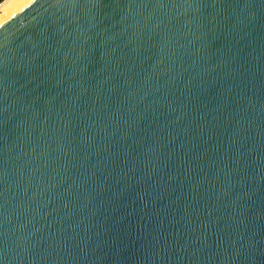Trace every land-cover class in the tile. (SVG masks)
Instances as JSON below:
<instances>
[{
    "label": "water",
    "instance_id": "95a60500",
    "mask_svg": "<svg viewBox=\"0 0 264 264\" xmlns=\"http://www.w3.org/2000/svg\"><path fill=\"white\" fill-rule=\"evenodd\" d=\"M0 264H264V0H11Z\"/></svg>",
    "mask_w": 264,
    "mask_h": 264
},
{
    "label": "bare ground",
    "instance_id": "6f19581e",
    "mask_svg": "<svg viewBox=\"0 0 264 264\" xmlns=\"http://www.w3.org/2000/svg\"><path fill=\"white\" fill-rule=\"evenodd\" d=\"M11 0H2L0 2V11L10 2Z\"/></svg>",
    "mask_w": 264,
    "mask_h": 264
},
{
    "label": "rangeland",
    "instance_id": "374dc122",
    "mask_svg": "<svg viewBox=\"0 0 264 264\" xmlns=\"http://www.w3.org/2000/svg\"><path fill=\"white\" fill-rule=\"evenodd\" d=\"M1 2V1H0Z\"/></svg>",
    "mask_w": 264,
    "mask_h": 264
},
{
    "label": "trees",
    "instance_id": "16d2710c",
    "mask_svg": "<svg viewBox=\"0 0 264 264\" xmlns=\"http://www.w3.org/2000/svg\"><path fill=\"white\" fill-rule=\"evenodd\" d=\"M1 1V0H0Z\"/></svg>",
    "mask_w": 264,
    "mask_h": 264
}]
</instances>
